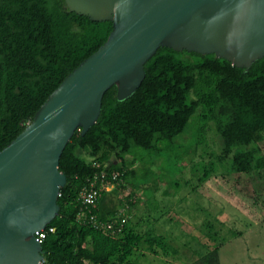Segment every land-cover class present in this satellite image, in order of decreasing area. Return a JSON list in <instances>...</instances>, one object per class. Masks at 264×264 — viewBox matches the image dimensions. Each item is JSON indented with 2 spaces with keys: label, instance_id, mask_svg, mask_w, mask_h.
<instances>
[{
  "label": "trees",
  "instance_id": "1",
  "mask_svg": "<svg viewBox=\"0 0 264 264\" xmlns=\"http://www.w3.org/2000/svg\"><path fill=\"white\" fill-rule=\"evenodd\" d=\"M112 30L110 21L71 12L65 0H0V151ZM145 70L131 98L119 101L117 86L111 87L96 124L85 135L76 131L65 148L59 168L67 184L60 212L47 227L55 232L43 242L41 264H137L143 248L166 257L177 253L164 235L139 232L117 200L124 205V182L134 176L135 159L125 158L132 147L160 151L158 145L184 133L201 107L199 118L213 123L223 140L220 162L230 158L231 172L239 175L264 170L262 150L254 146L264 136V58L246 71L214 54L161 47ZM103 170L109 181L121 173L114 189L102 192L95 205H83L81 191ZM219 251L194 264H221Z\"/></svg>",
  "mask_w": 264,
  "mask_h": 264
},
{
  "label": "water",
  "instance_id": "2",
  "mask_svg": "<svg viewBox=\"0 0 264 264\" xmlns=\"http://www.w3.org/2000/svg\"><path fill=\"white\" fill-rule=\"evenodd\" d=\"M94 22L110 21L107 41L47 98L32 122L0 151V264H41L45 230L60 212L67 176L60 159L76 131L98 121L105 93L131 98L161 47L214 54L248 71L264 58V0H65Z\"/></svg>",
  "mask_w": 264,
  "mask_h": 264
},
{
  "label": "rangeland",
  "instance_id": "3",
  "mask_svg": "<svg viewBox=\"0 0 264 264\" xmlns=\"http://www.w3.org/2000/svg\"><path fill=\"white\" fill-rule=\"evenodd\" d=\"M202 112L160 151L133 146L125 155L135 159L134 176L124 182V205L117 200L121 213L139 232L164 235L177 250L166 257L143 248L137 264H194L215 248L221 264H264V170L239 175L230 158L220 162L223 140L199 118ZM250 146L264 155V136Z\"/></svg>",
  "mask_w": 264,
  "mask_h": 264
},
{
  "label": "built area",
  "instance_id": "4",
  "mask_svg": "<svg viewBox=\"0 0 264 264\" xmlns=\"http://www.w3.org/2000/svg\"><path fill=\"white\" fill-rule=\"evenodd\" d=\"M99 167V165H98ZM121 176V173L114 172L111 175V180H107L108 174L106 171H102L101 174L96 175L89 183L87 187H85L80 194V199L85 206L89 205H95L96 202L100 199L102 192L104 191H112L115 187L114 182L117 181ZM111 226L109 225V228ZM49 232H55L54 228H50L47 231V228L45 230H42L40 232L36 233V236L38 240L43 243L44 240L47 238V235Z\"/></svg>",
  "mask_w": 264,
  "mask_h": 264
}]
</instances>
